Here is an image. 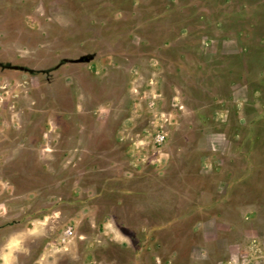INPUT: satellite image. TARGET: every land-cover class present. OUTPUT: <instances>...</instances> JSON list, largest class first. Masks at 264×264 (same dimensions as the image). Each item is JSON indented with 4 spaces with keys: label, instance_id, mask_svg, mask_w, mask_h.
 Here are the masks:
<instances>
[{
    "label": "rangeland",
    "instance_id": "obj_1",
    "mask_svg": "<svg viewBox=\"0 0 264 264\" xmlns=\"http://www.w3.org/2000/svg\"><path fill=\"white\" fill-rule=\"evenodd\" d=\"M0 264H264V0H0Z\"/></svg>",
    "mask_w": 264,
    "mask_h": 264
},
{
    "label": "built area",
    "instance_id": "obj_2",
    "mask_svg": "<svg viewBox=\"0 0 264 264\" xmlns=\"http://www.w3.org/2000/svg\"><path fill=\"white\" fill-rule=\"evenodd\" d=\"M163 139H164V136H162V135H161V136H159V137H158V140H157V141H158V143H159V144H161V143H162V141H163Z\"/></svg>",
    "mask_w": 264,
    "mask_h": 264
}]
</instances>
